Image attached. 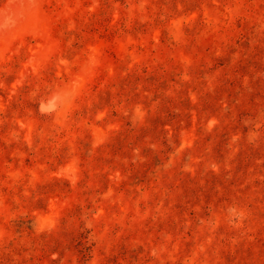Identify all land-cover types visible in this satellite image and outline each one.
Wrapping results in <instances>:
<instances>
[{
	"label": "rangeland",
	"instance_id": "rangeland-1",
	"mask_svg": "<svg viewBox=\"0 0 264 264\" xmlns=\"http://www.w3.org/2000/svg\"><path fill=\"white\" fill-rule=\"evenodd\" d=\"M0 264H264V0H0Z\"/></svg>",
	"mask_w": 264,
	"mask_h": 264
},
{
	"label": "clouds",
	"instance_id": "clouds-1",
	"mask_svg": "<svg viewBox=\"0 0 264 264\" xmlns=\"http://www.w3.org/2000/svg\"><path fill=\"white\" fill-rule=\"evenodd\" d=\"M63 103V98L58 94H53L47 101L40 104V110L43 114L50 115L57 111Z\"/></svg>",
	"mask_w": 264,
	"mask_h": 264
}]
</instances>
